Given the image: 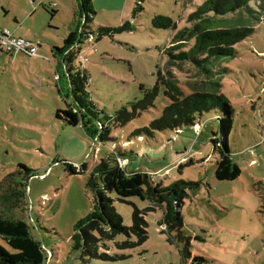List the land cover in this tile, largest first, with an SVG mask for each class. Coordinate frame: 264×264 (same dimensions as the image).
<instances>
[{
	"label": "rangeland",
	"instance_id": "rangeland-1",
	"mask_svg": "<svg viewBox=\"0 0 264 264\" xmlns=\"http://www.w3.org/2000/svg\"><path fill=\"white\" fill-rule=\"evenodd\" d=\"M204 1L144 0L138 14H134L138 0L93 1L96 15L86 31L94 34V40L83 42L72 72L81 67L87 70L91 81L86 90L102 112V120L140 100V86L153 88L157 69L165 67L164 51L173 31L155 28L153 19L163 15L183 24V18ZM43 2L55 4L58 12L52 16L53 9L40 7L39 0H0V30L9 29L38 45L36 56L0 53V184L17 171L21 173L15 181L24 184L20 165L33 171L25 188L29 211L20 208L15 215L29 219L48 258L46 264H264V2H251L255 18L245 14L243 19L254 33L236 45L233 58L221 59L218 67L221 92L234 113L229 147L241 169L235 181L216 178L218 155L212 139L220 133L219 111L204 114L197 129L154 131L140 141L134 132L149 127L167 105L161 94L155 109L114 129L120 149L112 147L113 141L96 143L81 126L57 119L58 110L75 105L69 80L52 52L75 29V0ZM126 22L132 23L133 32L99 39L100 28H119ZM182 70L177 73L185 88L187 81L201 79L194 78L196 71L190 64ZM115 153L128 157L123 162L126 170L152 175L165 187L176 181L199 183V187L188 190L181 208V232L166 227L159 205L136 197L124 202L109 194L125 226L132 225L137 209L144 213L148 240L118 249L116 243L127 240L118 235L99 249L100 255L115 261L85 262L72 240L75 226L94 211V194L88 185L92 174ZM66 163L85 169L74 175ZM130 240L137 242L136 237ZM0 245L10 250L1 238Z\"/></svg>",
	"mask_w": 264,
	"mask_h": 264
},
{
	"label": "trees",
	"instance_id": "trees-1",
	"mask_svg": "<svg viewBox=\"0 0 264 264\" xmlns=\"http://www.w3.org/2000/svg\"><path fill=\"white\" fill-rule=\"evenodd\" d=\"M138 0L134 14L144 8ZM251 2H264V0H206L197 6L188 17L183 18V24L169 16L158 15L153 19V26L158 29L171 30L173 36L169 47L165 49L167 62L165 67L158 68L156 83L153 88L147 89L140 86L143 97L123 106L113 116L104 115L90 101V94L86 90L89 85V74L85 68L77 69L73 74V63L80 58L82 45L86 39L94 40V34L88 33L86 27L96 15L93 0H78L79 22L74 32L64 40L61 48H52L53 55L59 59V64L64 69L69 80L75 105L67 110H58L56 118L70 126H81L86 134L96 143L103 145L113 141L112 147L120 149V142L113 136L114 129L125 127L132 121L140 118L143 113L150 112L157 107L159 95H163L167 105L162 110L161 116L150 122L149 127L137 129L133 136H138L144 141V135L153 136L154 131H176L183 127L191 126L197 129L198 120L206 113L221 112L217 121L220 122V133L214 134L212 143L214 153L218 155L216 178L220 181H235L241 175V169L232 158L229 147V136L233 130V108L222 94L221 75L219 67L221 59H231L235 56L236 45L243 42L254 33V28L244 21L243 16H252L255 13ZM41 5L48 10L47 6ZM52 16L56 8H52ZM261 21L260 18L255 19ZM84 22V24H83ZM180 25H183L182 27ZM131 22H126L119 28H100L99 39L120 32H133ZM0 53L3 51L0 49ZM190 64L195 69V77L200 80L187 81L186 87L181 85L177 72H183V65ZM96 125V127H93ZM127 143V142H125ZM124 144H122L123 146ZM125 154H111L101 161L89 181L95 200L92 214L79 221L75 226L72 237L75 248L82 251L85 262L89 259L115 261L107 255H100L99 249L103 243L113 241L118 235L127 238L122 243H116L118 249L134 248L148 240V223L144 213L136 210L132 217V225L125 226L122 217L116 212L114 200L109 194H116L118 200L126 202L129 198H140L153 205L163 208V222L171 231H182L183 219L181 208L188 197V190H195L199 183H186L176 181L170 186H163L153 180L152 175L143 172L126 170ZM123 157V158H122ZM120 163H122L120 165ZM68 170L74 174H82L81 170L66 163ZM25 172L24 184L17 183V171L8 175L0 184V238L10 250L0 245V264H46L47 256L41 243L34 236L33 227L29 219H20L15 211H29L26 198V179L32 178L33 171L25 165H20ZM23 189L25 191H23ZM132 237L137 242H132ZM203 262L202 259H197Z\"/></svg>",
	"mask_w": 264,
	"mask_h": 264
},
{
	"label": "built area",
	"instance_id": "built-area-1",
	"mask_svg": "<svg viewBox=\"0 0 264 264\" xmlns=\"http://www.w3.org/2000/svg\"><path fill=\"white\" fill-rule=\"evenodd\" d=\"M40 6L45 5L44 0H39ZM35 4V2H32ZM52 8L56 5L51 4ZM0 49L8 54L24 53L29 56H36L38 54V45L30 42L24 38L17 37L13 32L7 29L0 30ZM91 81V80H89Z\"/></svg>",
	"mask_w": 264,
	"mask_h": 264
},
{
	"label": "crops",
	"instance_id": "crops-1",
	"mask_svg": "<svg viewBox=\"0 0 264 264\" xmlns=\"http://www.w3.org/2000/svg\"><path fill=\"white\" fill-rule=\"evenodd\" d=\"M93 1H94V0H93ZM93 5H94V3H93ZM57 8H58V7H57ZM57 8L55 9L56 12H58ZM75 10H76V12H75V16H74V21H73V23L75 24V29H76V28H77V24H78V22H79V3H78V0H75ZM4 29H6V28H4ZM75 29H74L72 32H74ZM1 30H3V29H1ZM7 30H9V29H7ZM72 32H71V33H72ZM15 36L23 38L22 36L17 35V33H15ZM24 39H25V38H24ZM26 40H27V39H26ZM28 41H29V40H28ZM7 54H8V53H7ZM9 55H15V56L24 55V56H29V55L24 54V53L9 54ZM29 57H31V56H29Z\"/></svg>",
	"mask_w": 264,
	"mask_h": 264
}]
</instances>
